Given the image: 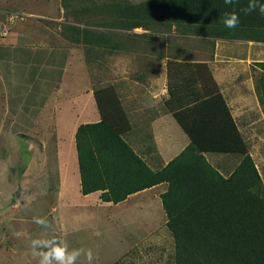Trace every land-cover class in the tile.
<instances>
[{
    "label": "rangeland",
    "instance_id": "374dc122",
    "mask_svg": "<svg viewBox=\"0 0 264 264\" xmlns=\"http://www.w3.org/2000/svg\"><path fill=\"white\" fill-rule=\"evenodd\" d=\"M4 1L0 11L14 7L10 14L18 13V21L29 23V28L47 26L53 39L67 40L71 56L65 66L68 76L64 77L68 79L57 87L59 72L56 75L51 69L50 73L45 60L48 50L42 45L35 52L17 54L22 61L15 66L14 76L7 78L5 73L6 82L0 76V264H38L32 241L43 243L53 238L67 241L69 250H84L76 264H88L89 249L93 253L91 264H175L167 216L156 211L162 206L154 200L158 189L166 191L168 183L158 184V189L145 195V204L155 212L142 211L135 199L118 206L106 204L101 190L83 197L79 163L73 161L77 126L83 120H93L85 119L83 110L97 106L94 91L107 87L117 70L128 72L130 63H136V69L157 57L209 58L223 35L165 17L149 19L147 27L123 28L124 17L114 6L122 0ZM103 4H110L109 12L101 11ZM9 26H0L2 37H9ZM78 30L94 33L87 45L78 41L83 38ZM3 40L0 46L9 45L10 39ZM194 65L201 88L206 93L215 92L207 65ZM36 73L42 78H35ZM57 121L67 144L66 164L60 163L53 146L56 136L51 128ZM235 157H219L218 167L224 174L239 162ZM35 217L45 219L46 226L36 224Z\"/></svg>",
    "mask_w": 264,
    "mask_h": 264
},
{
    "label": "trees",
    "instance_id": "16d2710c",
    "mask_svg": "<svg viewBox=\"0 0 264 264\" xmlns=\"http://www.w3.org/2000/svg\"><path fill=\"white\" fill-rule=\"evenodd\" d=\"M254 2L264 4V0ZM249 3L122 0L114 6L124 17L123 28L147 27L149 19L165 17L195 29L213 30L222 39L264 42V14L258 7L243 11ZM101 8L109 12L110 4ZM231 12L239 15L234 29L224 24ZM76 32L83 33L78 41L86 45L94 34ZM255 65L260 69L255 89L264 108V61ZM167 69L169 97L165 105L188 135L189 144L161 169H152L124 138L131 124L115 89L102 86L94 91L100 120L80 124L76 132L82 194L101 190L103 201L118 203L168 183L161 200L174 238L175 264H264V183L250 145L218 89L206 93L201 88L194 64L168 60ZM201 107L210 110L204 115ZM206 152L232 153L239 162L225 176L207 159Z\"/></svg>",
    "mask_w": 264,
    "mask_h": 264
},
{
    "label": "crops",
    "instance_id": "0c3cea01",
    "mask_svg": "<svg viewBox=\"0 0 264 264\" xmlns=\"http://www.w3.org/2000/svg\"><path fill=\"white\" fill-rule=\"evenodd\" d=\"M9 3L12 2L9 1ZM0 4H5V1L0 0ZM13 4H15V2ZM9 9L15 8L10 7ZM9 9H7V11H0V26L5 28L6 24H10L9 33L6 30L8 33L7 36H9L8 38L2 37V30L0 31V41L2 43H5L3 39H7V41L10 39V41H8L9 45L0 46V76L3 77L4 82L7 81H5V73L8 74L7 78L14 76L15 66H18V62L22 61L19 60L22 57L16 58L17 54L24 55V51L35 52L36 47L40 45L48 50V52L45 53V55H48L45 60H47L46 63L50 66V73H52L51 69L54 70L56 75H58L59 72L58 78H56V87L65 82V80L68 79L64 77L68 76L65 66H67L68 61H70L71 56L69 53V45L66 44L67 40L64 39L65 43H62V39L59 42L53 39L48 32L51 31V29L47 26L35 29L29 28V23L18 21V13L10 14ZM49 18L52 17L48 16V19ZM60 19L61 18H58L57 20ZM45 28L46 31H44ZM117 55L118 53L115 54V57H117ZM170 60L181 61L185 59L174 58ZM185 61L196 65L206 64L209 68L216 89L222 94L234 121L250 145V154L255 161L264 183V110L255 89V77L260 72V69L255 63L264 61V42L246 39H217L214 52L209 58L200 56L192 57V59L188 58V60ZM167 63L168 57H166V59L157 57L155 60L147 61L144 66L141 65L142 67L139 66L134 69L133 65L136 63L132 62L126 67L128 68V72L117 70L114 76L109 77L111 80L107 84L115 89L131 124L130 130L124 134L125 140L154 170L161 169L165 166L190 142L188 135L183 131L165 105V100L169 97ZM10 67L13 69H10ZM134 71H136V73H134ZM35 78L39 79L42 78V76L36 73ZM4 82L2 83L6 84ZM199 85L201 86V84ZM209 108L210 107H205V109H203L201 107L200 110H203L201 112L206 115L208 110H210ZM83 112L82 115L85 119L89 118L93 120H83L82 123L100 120V112L95 104L92 109H87L86 111L84 109ZM59 127L60 121H57L56 126L51 128V133L56 136V138L53 139V146L56 149L55 153L56 155L58 153L57 158L60 163H63L67 160V144L64 143V137L62 138L60 136ZM222 154L233 157L237 156L232 153H205L207 159L212 164L214 163L216 165L215 167L220 171L221 169L218 167L217 162ZM73 156V161H78L76 160L78 159L76 152ZM237 159L238 158L235 157L234 161ZM222 165L224 166V164ZM77 170L79 173V167ZM221 172L223 173V171ZM224 175L228 176L230 172ZM80 188L81 186L79 189ZM156 188L158 189V185L131 194L125 200L118 203H104L118 206L135 199V203H138L142 211L155 212L152 210L151 205L145 204L144 201L145 195L148 196L149 191ZM163 192H165V190L158 189L156 192L158 197L154 198V200L162 206V209L157 206L156 211H161V215L165 216L166 213L161 200V194ZM94 193L95 192L84 195L81 192L80 194H82L83 197H89Z\"/></svg>",
    "mask_w": 264,
    "mask_h": 264
},
{
    "label": "clouds",
    "instance_id": "9594fccd",
    "mask_svg": "<svg viewBox=\"0 0 264 264\" xmlns=\"http://www.w3.org/2000/svg\"><path fill=\"white\" fill-rule=\"evenodd\" d=\"M225 4H233L234 0H224ZM259 8L261 14H264V4H257L254 0H250L248 8L245 12H251ZM239 23V15L236 12L227 13L224 19V24L229 29H234ZM34 222L39 225L46 226V220L35 217ZM39 246V250L37 247ZM33 256L38 258V264H76V261L81 256L83 249L69 250L68 243L65 240L59 242L55 238L45 240L41 243L38 240L32 241ZM93 259L92 250L87 251L88 264H91Z\"/></svg>",
    "mask_w": 264,
    "mask_h": 264
}]
</instances>
